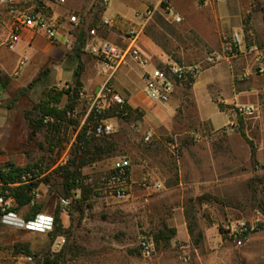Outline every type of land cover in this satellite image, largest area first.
I'll list each match as a JSON object with an SVG mask.
<instances>
[{"label": "rangeland", "instance_id": "374dc122", "mask_svg": "<svg viewBox=\"0 0 264 264\" xmlns=\"http://www.w3.org/2000/svg\"><path fill=\"white\" fill-rule=\"evenodd\" d=\"M38 1L41 0L0 4V47L19 12L34 10ZM122 3L124 0H110L109 5L103 0H82V7L73 14L79 17L78 24L85 33L92 21L99 24L104 15L115 18ZM256 3L257 0H162L157 4L140 0L135 16L146 7L152 8V14L140 20L142 30L173 60L196 63L218 49L221 36L241 25L244 15L257 7ZM107 31L98 29L105 36ZM221 63L225 64L221 60L213 66ZM240 76L238 84L247 79ZM20 88L26 90L18 94ZM54 88L67 89L35 76L0 98V106L6 107L15 97L10 107L9 133L3 129L0 137V164L12 160L7 158L9 154L15 155L14 159L20 155L23 165L40 164L44 170L40 177L44 178L67 160L85 121L87 101L77 99L74 118L79 125L63 128L59 133L45 128L35 131L24 116ZM218 88L208 86L210 97L216 101L220 99ZM220 89L221 93L228 91L224 84ZM205 95L204 91L196 94L192 84L186 83L167 103L153 102L140 94L146 111L137 107L129 118L110 116L114 132L98 137L108 138L114 149L81 168L84 203L80 207L76 202L82 195L80 188L65 194L57 174L48 183H40L34 195V201L43 205L38 214L52 215L53 225L51 229L31 230L0 222V264H38L45 256L55 259L54 254L62 246L66 247L64 264H264V105L251 104L252 115L235 113V105L220 112ZM240 97L247 98L245 94ZM66 99L63 93L59 106ZM169 103L174 107L171 113L163 110ZM150 108L162 112L154 114ZM240 118L247 139L239 132ZM5 123L4 111L0 109V127ZM120 153L128 155L130 170L134 171L124 201L109 197L103 187L112 158ZM146 176L151 180L148 189L140 186ZM154 182L160 183L161 188L152 187ZM61 196L68 197L71 204L67 213L59 210L63 231L51 240L49 232L54 229V214ZM24 212V208L19 211L21 218ZM242 221L256 223L257 228L238 245L231 234ZM165 226L173 228L175 234L167 243L155 242V233ZM142 238L151 243L149 255L142 254L139 248ZM24 244L33 255L17 251Z\"/></svg>", "mask_w": 264, "mask_h": 264}, {"label": "crops", "instance_id": "0c3cea01", "mask_svg": "<svg viewBox=\"0 0 264 264\" xmlns=\"http://www.w3.org/2000/svg\"><path fill=\"white\" fill-rule=\"evenodd\" d=\"M81 1L64 0L63 3H57L55 0H47L45 2L50 13L60 20L57 29V42L52 43L43 34H34L28 30L22 33L13 51L7 50L2 41L3 47H0V98L6 97L9 89L21 87L35 76L39 79L46 78L48 83L55 85L71 86L74 83L77 69L80 70L82 90L85 94L92 96L99 91L100 86L104 83L108 75L101 68L100 62L96 57L78 48L80 42H78L77 25L71 24L68 21V17L73 14V11L79 10L82 7ZM149 1L153 3L155 0ZM256 5L257 7L252 5L254 9L244 15V19L249 16V28L247 31L244 30L243 21L241 25H235L233 31L239 32L243 39L246 38L248 42L264 47V0H257ZM121 6L122 10L116 12L114 15V24L112 26L102 27L104 30H108L106 36L98 32L97 37L123 44L125 42L123 29L127 28L128 30L132 27L140 28L137 46L142 54L150 60L151 64L158 63L159 59L164 57L166 53L160 45L142 30V22L135 16L136 9H139L141 6L140 0H124ZM232 13L239 14V11L232 10ZM103 18H106L105 15ZM119 30L122 31V33L120 32V36L117 35V31ZM91 40L86 35L85 43ZM23 55L27 57V61L18 73L14 75L18 61ZM223 62L225 64L221 63L205 69L192 84V90L199 95L203 91L206 92L205 96L207 99L210 102H214L220 112L223 111L219 109L217 102L209 95L208 86L210 85L219 87L217 93H219L220 99L218 101L226 105H264V96L260 95V93L264 94V73L256 74L253 72V59L250 56L244 55L231 60H223ZM141 73L142 70L137 64L128 61L119 66L114 72L111 78V84L117 91L123 94L125 102L132 109L139 107L146 111L142 106L143 99L140 97L141 94L146 98L142 91L143 83ZM240 74H246L247 79H245L244 83L238 84ZM223 84L228 87L227 93H221L220 87ZM244 94L247 97L246 99L240 97V95ZM12 108L0 106V109H3L6 117V127H0V137L3 135V129L5 133H9V117ZM173 108V103H169L163 110L171 113ZM149 110L154 114H159L160 111L162 112V110L153 108ZM202 117H205V119L213 123L207 116L202 115ZM14 156L9 154L7 158H11L12 160L10 161L18 165H23V160L19 158L20 155H17L18 159H14ZM133 172L131 170V174Z\"/></svg>", "mask_w": 264, "mask_h": 264}, {"label": "built area", "instance_id": "2783aa9c", "mask_svg": "<svg viewBox=\"0 0 264 264\" xmlns=\"http://www.w3.org/2000/svg\"><path fill=\"white\" fill-rule=\"evenodd\" d=\"M15 0H0L2 5H11ZM159 4L162 0H155ZM224 1V0H219ZM41 2H46L41 0ZM57 3H63L64 0H55ZM110 0H103L104 4L109 5ZM152 8L146 7L143 11L137 13L140 20L148 18L152 14ZM71 24L77 25L79 17L72 14L68 17ZM115 18H103L97 26L87 30V36L91 41L82 45L81 50L96 57L101 68L107 73V78L100 86L99 91L92 96H87L83 90L79 91V98L87 101L88 107L85 114L86 117L92 112L94 120L90 123V131L96 136L110 135L114 132V126L109 118L96 119L98 115L104 114L105 110L111 105H119L122 107L125 100L115 91L111 84V78L117 68L128 61L137 64L141 70V80L143 83L142 91L144 96L159 103L169 102L176 91L188 82H195L201 73L213 66L221 60H231L240 56H250L253 59V72L256 74L264 73V47L258 44L247 45L242 35L237 31L229 34H223L220 38V46L218 49L208 52L200 62L181 63L173 60L165 55L156 64H151L139 47L137 46L140 28H129L125 34V42L118 44L109 40L98 38V29L103 26H112ZM60 20L46 10V4L41 5L38 9L24 10L19 12L15 19L9 25L4 36L3 45L13 51L21 38L24 31L28 30L34 34H43L50 42H57V29ZM27 57L23 55L17 64L14 75L26 63ZM246 74H242L243 77ZM65 88L69 86L65 85ZM56 89V88H54ZM235 113L243 115H252L254 107L249 104H235ZM76 110L73 111V115ZM72 115V116H73ZM47 120V119H45ZM146 139L149 136L145 137ZM131 162L127 154L120 153L112 158V166L110 172L103 178V187L105 193L118 201H124L129 195V187L131 178ZM148 175V174H147ZM29 174H23L21 179L27 182ZM140 186L148 189L151 186V180L148 176L144 177L140 182ZM161 184L154 182L152 187L161 188ZM70 199L61 196L58 200L59 210L67 213L70 208ZM15 201L11 197L4 198L0 196V222L24 226L31 230L51 229L53 225V216L45 214H37L33 220H24L15 211ZM257 228L256 223L240 222L232 230L233 240L238 244H242L248 239L249 234ZM139 248L144 255H149L152 251L151 243L148 239L142 238L139 242Z\"/></svg>", "mask_w": 264, "mask_h": 264}, {"label": "trees", "instance_id": "16d2710c", "mask_svg": "<svg viewBox=\"0 0 264 264\" xmlns=\"http://www.w3.org/2000/svg\"><path fill=\"white\" fill-rule=\"evenodd\" d=\"M38 2L39 4L35 10L43 5L41 1ZM248 20L249 16L246 17V19H243L245 31L249 28ZM95 26H97L96 22L92 21L89 28ZM76 27L79 35L78 42H80L78 48L81 49L82 45L85 43L87 32L84 33L81 24H78ZM245 43L247 45L252 44V42H248L246 38ZM193 83L194 82L191 81L187 84L191 85ZM31 84L32 82L28 87H30ZM26 88L18 89L17 93H23ZM80 90H82V83L80 80V70L77 69L75 72L74 83L69 86V88L65 90L50 89L45 98L34 103L32 109L25 112L24 116L27 119L29 126L35 131L45 128L50 132L56 133L61 132V129L67 128L71 125H74V128H76L79 123L72 113L76 110ZM63 93H66L67 99L63 106H59V101ZM14 99L15 97L9 100L8 104H6L7 108L12 106V101ZM216 102L219 109L222 111L233 107L220 101ZM134 111H136V109H132L126 102H124L122 107L119 105H111L105 110L104 114L98 115L96 119L109 118L110 116L129 118ZM93 120L94 114L91 112L79 128L67 160L63 164L56 166L54 170L48 173L44 178L40 177L44 170L41 165L36 162L18 165L13 161L6 160L0 164V196H3L4 198H13L15 201L14 209L17 213L24 208L25 212L22 216L24 220H33L40 212L43 205L34 201L36 189L40 183H48L53 174L59 176L60 183L66 195H70L71 190L80 188L82 195L80 198L76 199V202L80 204V207L84 203L86 196L83 193L85 188L81 183V168L89 163L102 159L105 154L110 153L114 149L112 142L108 140V138L98 137L91 133L90 123ZM239 132L244 139H247L243 130V122L241 118ZM26 173L29 174V177L27 178V182H23L21 176ZM58 213L59 209L57 208L54 214V229L49 232L51 240L61 235L63 231ZM174 234L175 230L173 228L165 226L164 229H160L155 233L154 241H164L167 243ZM65 249L66 247L62 246L61 250L54 254L56 260L50 259L49 256H45L38 262V264H64L66 254ZM17 251L29 256L33 255L27 244L19 245Z\"/></svg>", "mask_w": 264, "mask_h": 264}]
</instances>
